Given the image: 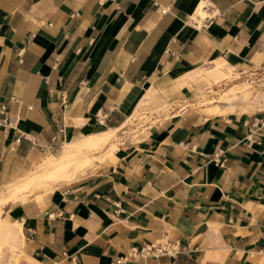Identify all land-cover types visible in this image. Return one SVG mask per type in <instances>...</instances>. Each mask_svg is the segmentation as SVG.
Returning a JSON list of instances; mask_svg holds the SVG:
<instances>
[{
	"label": "crops",
	"instance_id": "obj_1",
	"mask_svg": "<svg viewBox=\"0 0 264 264\" xmlns=\"http://www.w3.org/2000/svg\"><path fill=\"white\" fill-rule=\"evenodd\" d=\"M219 65L264 72V0H0V187L142 118L3 205L19 264H264V108L198 102Z\"/></svg>",
	"mask_w": 264,
	"mask_h": 264
},
{
	"label": "rangeland",
	"instance_id": "obj_2",
	"mask_svg": "<svg viewBox=\"0 0 264 264\" xmlns=\"http://www.w3.org/2000/svg\"><path fill=\"white\" fill-rule=\"evenodd\" d=\"M215 66L204 71V73L200 74L199 78L205 79L208 82L211 80L215 82L223 80L221 82L222 84L217 85L216 88L212 89V97L205 98V95L202 94L201 97L198 98V102H216L217 104H226L230 107L236 105L243 109L264 108V72L259 74L258 79L254 78L247 80L246 78L241 79V77L236 72H234V70L229 69L227 66L219 65L213 69ZM138 117L139 116L135 115L133 119H130V121L135 122L137 119L142 121V118ZM92 137L87 139L88 142L90 141V143H87V147L91 148L90 153H92V157L90 158L89 164L87 166L93 162L94 156L103 149L104 145H106V143H94L91 141ZM66 146L63 147L62 152ZM59 153L60 152H58L56 155ZM49 159H47L44 163H46ZM44 163L39 166L38 169L32 173V175L40 172L43 168V165L45 166ZM80 170H76V172L74 170L72 175L74 176ZM46 183L47 181L45 179H41L39 182L37 181V183H35L30 188L31 190L28 189L25 192L18 194L15 198H12L11 201L16 200L21 195L24 196L28 191L30 192L33 189H38L41 185H45ZM9 195L7 196L10 197ZM3 205H5V203L0 205V264H19L23 255L22 240L14 227L19 231H21V227L19 223H15L13 226L12 223L4 217Z\"/></svg>",
	"mask_w": 264,
	"mask_h": 264
},
{
	"label": "bare ground",
	"instance_id": "obj_3",
	"mask_svg": "<svg viewBox=\"0 0 264 264\" xmlns=\"http://www.w3.org/2000/svg\"><path fill=\"white\" fill-rule=\"evenodd\" d=\"M139 122V119L135 122L130 121L122 128L111 130L105 135L93 136L91 141L94 143L108 144L117 138L123 132L125 127L133 124L137 125ZM87 143H90V141L88 142L87 139H83L81 141H74L68 144L59 156L50 157V159L44 163L45 166L43 165L42 170L37 174H31L32 176L26 178L25 180L11 184L5 188H0V205L10 202L12 198H15L20 192L30 189L41 179L54 182L71 179L73 177L72 172L74 170L76 172V170L84 169V167L89 164L92 153H90L91 148L87 147Z\"/></svg>",
	"mask_w": 264,
	"mask_h": 264
},
{
	"label": "built area",
	"instance_id": "obj_4",
	"mask_svg": "<svg viewBox=\"0 0 264 264\" xmlns=\"http://www.w3.org/2000/svg\"><path fill=\"white\" fill-rule=\"evenodd\" d=\"M12 101H15V98H11ZM0 113L4 115V118L1 120L2 122L6 121V106L0 105ZM62 131V130H60ZM16 141L18 142L19 139L17 138ZM180 246L176 241L166 240L163 242H156L152 244H146L141 246L138 249H132L128 252L124 258H119L116 260V263H125L127 262L128 258H145V257H159V256H172L179 252Z\"/></svg>",
	"mask_w": 264,
	"mask_h": 264
}]
</instances>
